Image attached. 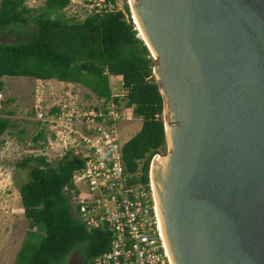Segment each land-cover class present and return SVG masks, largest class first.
<instances>
[{
    "label": "water",
    "instance_id": "95a60500",
    "mask_svg": "<svg viewBox=\"0 0 264 264\" xmlns=\"http://www.w3.org/2000/svg\"><path fill=\"white\" fill-rule=\"evenodd\" d=\"M129 7L164 99L150 177L173 264H264V0Z\"/></svg>",
    "mask_w": 264,
    "mask_h": 264
},
{
    "label": "trees",
    "instance_id": "16d2710c",
    "mask_svg": "<svg viewBox=\"0 0 264 264\" xmlns=\"http://www.w3.org/2000/svg\"><path fill=\"white\" fill-rule=\"evenodd\" d=\"M108 1L115 10L80 20L64 13L69 0H45L37 10L26 7L24 0H0V36L27 32L15 43L0 42V93L4 77H24L77 83L110 98V77H122L127 105L134 106L135 116L143 121L141 130L124 145V166L137 175L135 181L149 184L153 158L167 152L156 61L134 24L129 4L121 10L119 0ZM13 115L6 107L0 109V141L17 127ZM43 139L39 134L34 141L39 145ZM82 166L81 161L66 159L49 163L44 157L18 163L28 170L20 196L31 229L15 264H68L77 251L84 254L83 264H93L109 251L111 232L106 227L90 230L71 204L68 192Z\"/></svg>",
    "mask_w": 264,
    "mask_h": 264
},
{
    "label": "built area",
    "instance_id": "2783aa9c",
    "mask_svg": "<svg viewBox=\"0 0 264 264\" xmlns=\"http://www.w3.org/2000/svg\"><path fill=\"white\" fill-rule=\"evenodd\" d=\"M24 1L29 9L42 7L40 0ZM113 10L108 0H69L64 13L84 20ZM110 84L111 97L102 98L80 84L36 80L35 137L44 139L25 141L28 157L83 164L73 175L71 204L90 230L106 227L112 234L109 251L93 264H173L152 181H135L123 162L119 126L135 121V107L127 105L122 78Z\"/></svg>",
    "mask_w": 264,
    "mask_h": 264
},
{
    "label": "rangeland",
    "instance_id": "374dc122",
    "mask_svg": "<svg viewBox=\"0 0 264 264\" xmlns=\"http://www.w3.org/2000/svg\"><path fill=\"white\" fill-rule=\"evenodd\" d=\"M44 4L45 0H40ZM130 0H119L120 9ZM27 32L9 31L0 36L1 43H15L26 38ZM114 81H120L114 78ZM5 88L2 91V107L14 111L13 119L17 127L7 132L0 141V264H15L17 255L31 229L22 206L20 188L28 180V170L18 167L28 157L26 140L35 137L38 124L32 109L35 104L36 80L24 77L4 78ZM114 93H121L117 87ZM124 91V90H123ZM4 103L6 106H4ZM0 107V109L2 108ZM143 121L135 117L131 123L119 126L120 142L128 143L141 129ZM84 254L75 252L68 264H83Z\"/></svg>",
    "mask_w": 264,
    "mask_h": 264
},
{
    "label": "bare ground",
    "instance_id": "6f19581e",
    "mask_svg": "<svg viewBox=\"0 0 264 264\" xmlns=\"http://www.w3.org/2000/svg\"><path fill=\"white\" fill-rule=\"evenodd\" d=\"M130 3V2H129ZM133 20L135 21V24L137 25V28H138V30H139V32H140V35L142 36V39L143 38H145L144 36V34H143V31H142V29H141V27H140V25H139V22H138V20H137V17L135 16V14H133ZM169 147H170V144H169ZM159 155V154H158ZM157 156V155H156ZM154 159V158H153ZM166 159V158H165ZM165 159H163V161H165ZM150 180H151V177H150ZM160 218H161V215H160ZM161 223H162V220H161ZM163 227V226H162ZM163 234H164V232H163ZM164 238H165V236H164ZM166 241V240H165Z\"/></svg>",
    "mask_w": 264,
    "mask_h": 264
},
{
    "label": "crops",
    "instance_id": "0c3cea01",
    "mask_svg": "<svg viewBox=\"0 0 264 264\" xmlns=\"http://www.w3.org/2000/svg\"><path fill=\"white\" fill-rule=\"evenodd\" d=\"M45 3V2H44ZM44 4H42V6H43ZM5 78V77H4ZM4 78H3V81H4ZM8 78V77H7ZM9 78H12V77H9ZM15 78H17V77H15ZM114 78H119V79H121L122 77H115V76H111L110 77V82H111V80L112 79H114ZM25 79H31V78H25ZM32 80H38V79H32ZM44 81H49V82H52V83H55V82H59L58 80H55V79H52V80H44ZM5 82V81H4ZM63 82V81H62ZM75 84H77V83H75ZM142 128V127H141ZM141 130V129H140Z\"/></svg>",
    "mask_w": 264,
    "mask_h": 264
}]
</instances>
